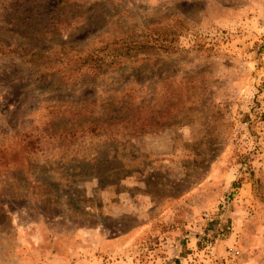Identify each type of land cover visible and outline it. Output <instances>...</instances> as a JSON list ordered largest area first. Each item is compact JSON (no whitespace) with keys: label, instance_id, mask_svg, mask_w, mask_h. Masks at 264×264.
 I'll return each mask as SVG.
<instances>
[{"label":"rangeland","instance_id":"374dc122","mask_svg":"<svg viewBox=\"0 0 264 264\" xmlns=\"http://www.w3.org/2000/svg\"><path fill=\"white\" fill-rule=\"evenodd\" d=\"M206 262L264 264V0H0V264Z\"/></svg>","mask_w":264,"mask_h":264},{"label":"built area","instance_id":"2783aa9c","mask_svg":"<svg viewBox=\"0 0 264 264\" xmlns=\"http://www.w3.org/2000/svg\"><path fill=\"white\" fill-rule=\"evenodd\" d=\"M231 250H230V253L232 254V255H235V250L233 249V248H230ZM205 264H209L208 262H206Z\"/></svg>","mask_w":264,"mask_h":264}]
</instances>
